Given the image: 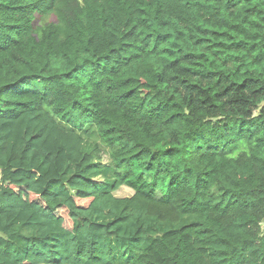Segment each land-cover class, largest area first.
I'll return each instance as SVG.
<instances>
[{"label": "trees", "instance_id": "obj_1", "mask_svg": "<svg viewBox=\"0 0 264 264\" xmlns=\"http://www.w3.org/2000/svg\"><path fill=\"white\" fill-rule=\"evenodd\" d=\"M0 175V264H264V0H0Z\"/></svg>", "mask_w": 264, "mask_h": 264}, {"label": "rangeland", "instance_id": "obj_2", "mask_svg": "<svg viewBox=\"0 0 264 264\" xmlns=\"http://www.w3.org/2000/svg\"><path fill=\"white\" fill-rule=\"evenodd\" d=\"M106 160H107V157L104 156V161L103 160L102 161L105 163ZM133 193H134V191L131 188L127 187V186L122 187L120 190H118L116 192L117 196H120V197L130 196Z\"/></svg>", "mask_w": 264, "mask_h": 264}, {"label": "built area", "instance_id": "obj_3", "mask_svg": "<svg viewBox=\"0 0 264 264\" xmlns=\"http://www.w3.org/2000/svg\"><path fill=\"white\" fill-rule=\"evenodd\" d=\"M0 179H1V175H0Z\"/></svg>", "mask_w": 264, "mask_h": 264}]
</instances>
